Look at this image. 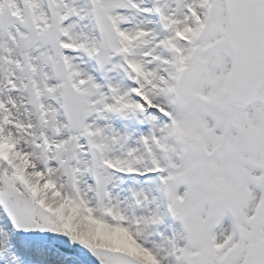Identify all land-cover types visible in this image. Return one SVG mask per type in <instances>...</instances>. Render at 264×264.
Here are the masks:
<instances>
[{
    "label": "snow or ice",
    "instance_id": "obj_1",
    "mask_svg": "<svg viewBox=\"0 0 264 264\" xmlns=\"http://www.w3.org/2000/svg\"><path fill=\"white\" fill-rule=\"evenodd\" d=\"M0 264H264V0H0Z\"/></svg>",
    "mask_w": 264,
    "mask_h": 264
}]
</instances>
